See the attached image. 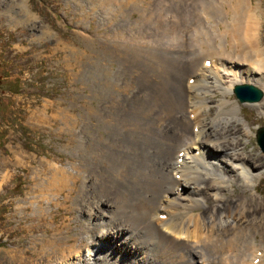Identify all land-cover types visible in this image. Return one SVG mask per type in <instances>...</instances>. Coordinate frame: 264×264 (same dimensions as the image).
<instances>
[{
	"label": "rangeland",
	"instance_id": "374dc122",
	"mask_svg": "<svg viewBox=\"0 0 264 264\" xmlns=\"http://www.w3.org/2000/svg\"><path fill=\"white\" fill-rule=\"evenodd\" d=\"M255 19L264 54V0H0V264H48L46 252L38 251L42 240L58 235L57 228L62 229V236L70 237L62 245L65 248L85 246V234L81 242L75 240L76 226L87 220V216H80L76 199L88 172H82V179L70 192L68 188L60 191L49 187L52 169L76 173L75 167L85 163L88 171L94 165L89 153L84 156L88 161L83 159L85 146L98 140L110 119H127L129 124L131 110L137 105L141 108V129L148 132L162 120L167 124L165 116L170 112L189 113L183 98L186 93L179 103L180 89L187 86V77L193 76L188 64L197 59L200 71L201 62L215 54H219L216 58L223 54L224 59L238 60L234 54L237 42L231 50L230 32L241 22ZM207 50L211 53L201 57V51ZM219 71L218 91L207 101L209 111L203 113L215 116L221 102L239 106L234 117L243 128L242 139L247 150L258 154L264 163L254 138L255 129L264 125V108L260 113L239 103L231 91L219 93L226 87L223 79L227 74L223 68ZM256 78L261 79L243 73L236 80L259 85ZM260 83L263 97L264 81ZM111 126L116 129L112 122ZM167 136L164 148L174 159L180 147L173 148L174 133ZM254 184L256 188H249L248 194L264 203V173ZM52 197L58 206L47 208L45 199ZM44 210L47 215L41 219L40 211ZM67 226L71 230L64 234ZM248 236L246 243L262 255L264 230L255 238ZM174 238L177 243L173 244L180 248L196 245ZM246 243H241L238 252H231L233 260L246 252L249 256L253 248L247 249ZM107 248L113 250L110 245ZM206 255L210 262L218 263L220 256ZM102 259L94 262L83 252L68 263L116 264L106 255ZM201 262L197 259L195 264ZM257 264H264V255Z\"/></svg>",
	"mask_w": 264,
	"mask_h": 264
},
{
	"label": "bare ground",
	"instance_id": "6f19581e",
	"mask_svg": "<svg viewBox=\"0 0 264 264\" xmlns=\"http://www.w3.org/2000/svg\"><path fill=\"white\" fill-rule=\"evenodd\" d=\"M244 23L235 24L230 30L233 38L231 50L237 42L234 54L239 62L224 59L223 54L216 58L219 54H215L206 58L209 60L208 67L201 62L200 71L197 59L188 64L193 80L180 89L179 103L186 93L183 98L185 110L188 109L189 113L179 111L168 112L167 115L165 112L168 123L164 125L162 120L159 127L148 132L139 124L141 108L138 105L131 107L134 110H131L133 118L128 121L129 124L125 122L127 119L119 121L118 117H114L110 119L109 126L101 129L98 140L93 139L92 145L85 146L82 156L89 153L94 165L88 171L84 169L85 163L75 167L76 173L52 169V181L46 180L50 183L49 187L60 191L68 188L70 192L74 190L76 181L82 179V172H88L76 199L80 216H87V220L76 226L79 231L75 239L81 242V235L85 234L87 243L85 246L69 245L65 248L62 245L67 244L70 237L62 236V229L57 228L58 235L42 240V249L38 251L41 254L46 252L48 264L70 263V259L80 258L83 252L92 256L94 262H102V255H106L116 264H195L197 259L202 260L201 264H215L208 260L206 252L217 258L220 256L217 264H251L250 261L256 257L259 262L264 253L256 255L257 248L254 245L250 247L246 241L247 235H250L248 239L251 236L255 238L264 230V203L248 194V190L256 188L254 183L264 173L261 171L264 163L258 154L247 150L242 139L243 128L234 117V111L239 110V106L234 108L227 102H221L215 108V116L206 117L203 113L205 109L209 111L207 101L218 91L216 84L222 78L219 68L227 73L223 79L226 80V87H220L221 94L230 92L231 87L239 82L236 78L243 73L249 77L259 75L261 79L256 78L259 85H252L259 89L261 85L262 89L260 81H264V54L259 45V24L256 19ZM208 51H201V57ZM252 58L254 61H251ZM170 96L173 98L171 90ZM244 104L260 112L261 107L264 108V95L257 102ZM117 121L118 125L115 124ZM171 133L176 139L173 148L180 147L178 151L182 152L179 156L176 151L174 159L168 148H164L167 134ZM58 174L59 177L56 176ZM45 200L47 208L58 206L54 198ZM121 209L123 211H119ZM46 211H40L41 219L47 215ZM196 212L202 216L194 215ZM102 219H105L104 224ZM91 220L94 222L89 223ZM66 228L64 234L71 230L68 226ZM217 236L223 237L222 241H218ZM174 237L196 245L180 248L178 244H173L177 243ZM241 243H246L244 246L249 250L253 248L247 261L248 252L232 259L235 254L231 252H236ZM107 245L113 250L109 251Z\"/></svg>",
	"mask_w": 264,
	"mask_h": 264
},
{
	"label": "water",
	"instance_id": "95a60500",
	"mask_svg": "<svg viewBox=\"0 0 264 264\" xmlns=\"http://www.w3.org/2000/svg\"><path fill=\"white\" fill-rule=\"evenodd\" d=\"M231 92L240 103L257 102L263 94L259 88L253 86L251 83H236L232 86ZM255 142L264 154V125L256 129Z\"/></svg>",
	"mask_w": 264,
	"mask_h": 264
}]
</instances>
